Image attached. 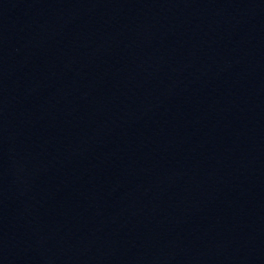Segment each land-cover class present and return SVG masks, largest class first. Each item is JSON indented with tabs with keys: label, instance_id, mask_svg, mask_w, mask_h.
Returning a JSON list of instances; mask_svg holds the SVG:
<instances>
[{
	"label": "water",
	"instance_id": "95a60500",
	"mask_svg": "<svg viewBox=\"0 0 264 264\" xmlns=\"http://www.w3.org/2000/svg\"><path fill=\"white\" fill-rule=\"evenodd\" d=\"M0 264H264V0H0Z\"/></svg>",
	"mask_w": 264,
	"mask_h": 264
}]
</instances>
